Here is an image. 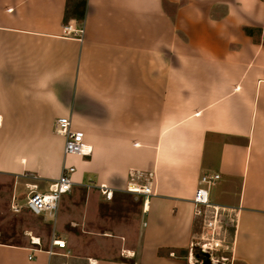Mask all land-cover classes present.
I'll return each instance as SVG.
<instances>
[{
	"label": "crops",
	"instance_id": "crops-1",
	"mask_svg": "<svg viewBox=\"0 0 264 264\" xmlns=\"http://www.w3.org/2000/svg\"><path fill=\"white\" fill-rule=\"evenodd\" d=\"M65 4L0 0V175L45 192L73 165L82 197L38 216L39 245L0 242V264H189L203 172L237 209L230 264H264V0H87L73 35ZM61 116L88 156L64 152ZM130 173L150 175L137 224H102Z\"/></svg>",
	"mask_w": 264,
	"mask_h": 264
},
{
	"label": "built area",
	"instance_id": "built-area-1",
	"mask_svg": "<svg viewBox=\"0 0 264 264\" xmlns=\"http://www.w3.org/2000/svg\"><path fill=\"white\" fill-rule=\"evenodd\" d=\"M67 35L78 34L80 29L68 22L64 26ZM54 130L57 134L64 137V152L66 154L88 156L91 153V147L84 141V134L81 130L72 129L68 117H58L54 122ZM74 166L67 165L63 168L59 177L49 185L45 192L31 190L27 195L23 205L12 204L11 209L19 212L24 207L29 213L36 216L52 214L56 211L58 202L62 195L72 190ZM139 174L130 173L126 184V191L141 194L145 198L151 193L149 177L147 176L143 183H139ZM220 175L217 173L203 172L198 178L197 186L193 193L191 202L193 205L194 225L197 231L193 230L189 244V264H194L191 260L195 252L201 259L199 264L208 260L212 264H226L229 257L217 255L221 249H228L231 245L230 234L231 227L235 228L237 209L231 206L214 203L210 198V189L218 182ZM107 199H111L112 192L102 191ZM144 200V206L146 205ZM39 245V240L31 239ZM53 244L63 248L64 241L53 239ZM31 257V256H29ZM198 258V257H197Z\"/></svg>",
	"mask_w": 264,
	"mask_h": 264
},
{
	"label": "rangeland",
	"instance_id": "rangeland-1",
	"mask_svg": "<svg viewBox=\"0 0 264 264\" xmlns=\"http://www.w3.org/2000/svg\"><path fill=\"white\" fill-rule=\"evenodd\" d=\"M24 179L26 178L24 177ZM24 179L17 181L15 178L0 175V242L23 244L31 241L33 236H46L50 233L49 226L43 223L40 217L29 213L24 207L19 212L11 209L13 203L23 205L27 195L33 190L30 181ZM213 193L219 195L217 190H214ZM67 194L77 202L82 199L80 196H75L72 190ZM103 202H106L104 204L107 205L101 208L99 221L102 224L105 225L108 221L113 227L122 224L126 228H134L137 224L140 203L137 194L123 191L114 194L108 201L103 200ZM193 228L197 231L196 224L193 225ZM228 237L232 241L233 234L232 237L231 234ZM230 251L231 245L228 249H221L217 255L229 257L226 264H230ZM201 257L197 258L194 254L191 261L194 264H199L197 262ZM187 261L189 263V260Z\"/></svg>",
	"mask_w": 264,
	"mask_h": 264
},
{
	"label": "trees",
	"instance_id": "trees-1",
	"mask_svg": "<svg viewBox=\"0 0 264 264\" xmlns=\"http://www.w3.org/2000/svg\"><path fill=\"white\" fill-rule=\"evenodd\" d=\"M87 0H66L65 11L63 16V22L66 24L70 19H74L77 23H82L85 17ZM243 30L250 34L251 30L244 27ZM234 232V227L230 229V234ZM187 254V251H184ZM195 256L199 257L197 252L194 253Z\"/></svg>",
	"mask_w": 264,
	"mask_h": 264
},
{
	"label": "water",
	"instance_id": "water-1",
	"mask_svg": "<svg viewBox=\"0 0 264 264\" xmlns=\"http://www.w3.org/2000/svg\"><path fill=\"white\" fill-rule=\"evenodd\" d=\"M203 264H212L211 262H209L208 260L204 261Z\"/></svg>",
	"mask_w": 264,
	"mask_h": 264
}]
</instances>
